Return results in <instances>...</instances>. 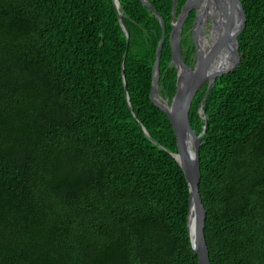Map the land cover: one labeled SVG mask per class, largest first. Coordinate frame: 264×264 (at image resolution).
<instances>
[{
    "label": "trees",
    "instance_id": "trees-1",
    "mask_svg": "<svg viewBox=\"0 0 264 264\" xmlns=\"http://www.w3.org/2000/svg\"><path fill=\"white\" fill-rule=\"evenodd\" d=\"M149 2L166 26L160 93L172 101L174 0ZM241 3V64L217 79L207 125V84L190 110L195 133L206 126L212 264H264V0ZM120 4L129 44L114 0H0V264H199L177 139L151 99L162 26L142 0Z\"/></svg>",
    "mask_w": 264,
    "mask_h": 264
},
{
    "label": "water",
    "instance_id": "water-1",
    "mask_svg": "<svg viewBox=\"0 0 264 264\" xmlns=\"http://www.w3.org/2000/svg\"><path fill=\"white\" fill-rule=\"evenodd\" d=\"M178 1L174 0L172 32L170 35L173 56L170 67H175L177 70V90L172 101H170L165 99L160 93V61L163 44L166 39L165 22L156 8L149 3V0H142L143 4L150 8L159 19L163 30L153 70L151 99L157 107L168 115L177 139L178 152L171 153V155L180 165L189 185L190 212L188 229L192 248L199 258V264H212L205 237L207 213L200 195L202 178L200 149L202 138L206 134V126L203 133L197 135L190 123V110L196 95L207 84L206 95L199 113L205 119L206 125L208 124L209 118L205 115L204 104L215 87L217 79L231 73L241 64L239 35L246 27L247 16L241 0H227L226 5L222 4V0H187L180 15L177 16L176 7ZM114 4L119 14L120 25L126 34L127 43L129 44L130 33L124 22L120 0H114ZM203 4L205 5L204 8H202ZM209 8H213L215 13L214 20L210 18ZM192 11L196 12L192 33L194 34L197 60L195 65L190 67L186 64L183 57L182 34L183 27ZM207 26L208 29H217V34L214 38L208 36V45L201 42V37L206 36L205 29ZM123 76L125 89L127 90L124 71ZM127 97L128 101H130L129 94H127ZM134 116L137 119L135 114ZM142 127L146 135L150 137L144 126ZM190 140L193 142V152L190 151Z\"/></svg>",
    "mask_w": 264,
    "mask_h": 264
},
{
    "label": "bare ground",
    "instance_id": "bare-ground-1",
    "mask_svg": "<svg viewBox=\"0 0 264 264\" xmlns=\"http://www.w3.org/2000/svg\"><path fill=\"white\" fill-rule=\"evenodd\" d=\"M150 3V2H149ZM151 4V3H150ZM222 4H224V5H226L227 4V0H222ZM204 4H203V6H202V8H204ZM152 11V10H151ZM209 13H210V18H211V20L213 19H215V13H214V11H213V8H209ZM172 15H173V13H172ZM218 20V19H217ZM216 34H217V29L216 28H212V29H208V32L206 33V36H203V37H201V42H202V44H209V41H208V36H212L213 38L216 36ZM163 35V34H162ZM162 39V38H161ZM158 50V49H157ZM157 59V58H156ZM152 93V92H151ZM159 108V107H158ZM189 145H190V151L191 152H193V142L190 140L189 141Z\"/></svg>",
    "mask_w": 264,
    "mask_h": 264
},
{
    "label": "flooded vegetation",
    "instance_id": "flooded-vegetation-1",
    "mask_svg": "<svg viewBox=\"0 0 264 264\" xmlns=\"http://www.w3.org/2000/svg\"><path fill=\"white\" fill-rule=\"evenodd\" d=\"M206 31H208V26L206 27V29H205ZM203 35H205L204 33H203ZM208 39H209V37H208ZM192 40H193V44H194V34L192 33ZM194 46H195V44H194ZM192 64L191 65H189L190 67H193L194 65H195V63H196V60H197V53L195 52L193 55H192Z\"/></svg>",
    "mask_w": 264,
    "mask_h": 264
},
{
    "label": "rangeland",
    "instance_id": "rangeland-1",
    "mask_svg": "<svg viewBox=\"0 0 264 264\" xmlns=\"http://www.w3.org/2000/svg\"><path fill=\"white\" fill-rule=\"evenodd\" d=\"M208 31L205 30V33H207Z\"/></svg>",
    "mask_w": 264,
    "mask_h": 264
}]
</instances>
